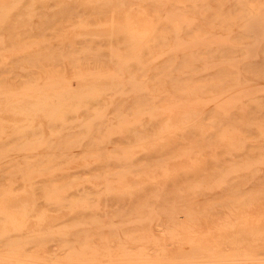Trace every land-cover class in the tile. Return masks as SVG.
Returning <instances> with one entry per match:
<instances>
[{"label":"bare ground","instance_id":"6f19581e","mask_svg":"<svg viewBox=\"0 0 264 264\" xmlns=\"http://www.w3.org/2000/svg\"><path fill=\"white\" fill-rule=\"evenodd\" d=\"M0 264H264V0H0Z\"/></svg>","mask_w":264,"mask_h":264},{"label":"rangeland","instance_id":"374dc122","mask_svg":"<svg viewBox=\"0 0 264 264\" xmlns=\"http://www.w3.org/2000/svg\"><path fill=\"white\" fill-rule=\"evenodd\" d=\"M135 23H136L137 26H141V25H142V20H141V18H140V17H137V18L135 19Z\"/></svg>","mask_w":264,"mask_h":264}]
</instances>
